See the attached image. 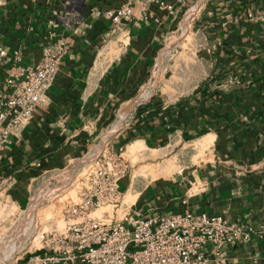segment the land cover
<instances>
[{
  "label": "crops",
  "instance_id": "obj_1",
  "mask_svg": "<svg viewBox=\"0 0 264 264\" xmlns=\"http://www.w3.org/2000/svg\"><path fill=\"white\" fill-rule=\"evenodd\" d=\"M122 2L7 0L0 6V46L19 53L21 65H35L59 38L67 49L47 104L0 149L4 198L17 213L25 211L52 172L89 153L119 112L149 96L141 92L161 66H177L167 89L136 108L110 149L138 152L156 165L191 142L203 158L175 178L152 179L131 212L221 215L252 229L248 241L225 247V264H264V0L205 1L192 39L183 42L186 57L177 62L166 56L183 9L173 16L150 3L142 19L134 5L132 21L118 25L92 15ZM8 73L9 64L0 62V93ZM121 188L125 193L130 184L122 179Z\"/></svg>",
  "mask_w": 264,
  "mask_h": 264
},
{
  "label": "built area",
  "instance_id": "obj_2",
  "mask_svg": "<svg viewBox=\"0 0 264 264\" xmlns=\"http://www.w3.org/2000/svg\"><path fill=\"white\" fill-rule=\"evenodd\" d=\"M122 1L118 8L96 9L92 15H103L118 25L132 21L134 5L139 7L142 19H146V6L150 3L173 16L190 3V0ZM6 2L0 0V6ZM66 51L64 40L59 38L45 48L35 65H21L19 53L10 54L0 46V62L9 64L6 91L0 93V149L25 127L36 107L47 104L46 93ZM135 118V111L129 110L123 120L132 123ZM106 149L93 158V167L79 189L78 200L62 208L61 230L42 231L41 245L33 251L23 246L20 255L13 252L19 248L16 241L23 233L16 231L12 235L13 227L27 224L26 216L34 205L44 202L47 192L33 197L28 208L17 213L13 203L4 198L7 179L0 178V264H225V247L249 240L250 227L229 222L221 215L192 211H154L148 215L129 212L120 221L108 219L107 212L106 217L92 215L98 207L122 203L120 181L126 174V165L121 150ZM86 155L81 156L82 162L90 160L84 158ZM53 174L56 176L58 172L50 175Z\"/></svg>",
  "mask_w": 264,
  "mask_h": 264
},
{
  "label": "rangeland",
  "instance_id": "obj_3",
  "mask_svg": "<svg viewBox=\"0 0 264 264\" xmlns=\"http://www.w3.org/2000/svg\"><path fill=\"white\" fill-rule=\"evenodd\" d=\"M196 1H198L196 6L194 8H190L195 4ZM205 1L207 0H194L188 4L187 8H189V10L187 12V8L183 9V14L185 12L184 17L183 15L180 16L181 24L179 26L178 32L175 33L177 42L172 46V49L168 51L169 54L166 56V59L169 58L170 54H174L173 59H175L176 62L180 61L181 58L186 57L184 52L189 50V45L184 44L183 42L185 39H192V25L197 24L198 21L203 17V11L200 6H203ZM192 9H194V11ZM190 10L193 12H190ZM169 41L170 39H167L166 43L168 44ZM176 68L177 66H175V68L172 67L171 70L168 68L165 70V67L161 66L157 76L155 74L141 92L142 94L144 90H148L149 96L144 99H140V96H138V98L133 101L134 107H138L137 103H145L154 93L160 94V91H165L170 82H172L170 80V76L176 75L177 73L174 71ZM120 114L121 112H119L118 115L115 116L109 123V125L103 129L101 136L97 141H95V146L89 153H87V155L91 156L86 155V157H84H88L90 160L82 162V158L79 157L80 159L78 158L77 160L72 161L67 168L59 171L58 175H50V179H48L49 182L47 183L48 185H45V187L35 191L34 198L43 192H47V197L42 204L33 206V208L30 210V213L28 214V217L26 216L28 219L27 224H22L25 226L20 225L19 227H13L14 229L12 235L16 234V231L17 233L22 230L24 231V234L21 235V237L16 241V247L19 248L16 252H13V255H20L23 253L24 250L22 251L21 249L26 245V248H29L32 251L35 247H39L41 245L40 234L42 231H50L52 228L61 230L64 222L61 219L60 212L66 203L75 202L78 200L79 189L86 180V174L91 169V167H93V158L101 150L106 149L107 147L110 149L113 137L131 124L128 123V121L123 120L120 125L122 130H116L111 135L105 136L103 138V135L112 130L113 126L118 122ZM109 149L106 150L111 151V149ZM121 152L123 162L127 169L126 174L122 179H125V181L130 184L128 191H131V193L128 191L124 193L122 192L121 188L123 196L122 203L118 204L116 207L111 205L98 207L92 213L94 216L106 217V214L104 213L107 212L109 215L108 219H113L116 221L122 220L126 214L131 212L133 206H138L137 202H135L137 192L144 189L147 185L149 186L152 179L155 177H160V180L171 179L184 167L186 168L187 166H190L191 163H196L199 159L203 158V156L199 157L198 155L194 154L191 142L186 143L184 148L180 147L177 149V151H173L170 153V155H167V157L159 159L156 161V165H150L147 163L150 160L146 159L144 155L138 152L135 153L128 150L125 152L124 148L121 150ZM25 236L27 239H25ZM32 239L34 240L29 245V242Z\"/></svg>",
  "mask_w": 264,
  "mask_h": 264
},
{
  "label": "bare ground",
  "instance_id": "obj_4",
  "mask_svg": "<svg viewBox=\"0 0 264 264\" xmlns=\"http://www.w3.org/2000/svg\"><path fill=\"white\" fill-rule=\"evenodd\" d=\"M195 6H196V5H195ZM195 6H193L192 8H194ZM192 10H194V9H192ZM192 10H190V12H191ZM124 117H125V114L123 115V113H121L120 116H119V120H118V122L113 126V129L110 130V131L106 134V136L111 135L112 133H114V132L119 128V126H120V124L122 123ZM22 233L24 234V231H23V230H22Z\"/></svg>",
  "mask_w": 264,
  "mask_h": 264
},
{
  "label": "water",
  "instance_id": "obj_5",
  "mask_svg": "<svg viewBox=\"0 0 264 264\" xmlns=\"http://www.w3.org/2000/svg\"><path fill=\"white\" fill-rule=\"evenodd\" d=\"M131 104L123 109V113H127L130 110Z\"/></svg>",
  "mask_w": 264,
  "mask_h": 264
}]
</instances>
